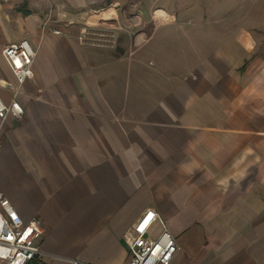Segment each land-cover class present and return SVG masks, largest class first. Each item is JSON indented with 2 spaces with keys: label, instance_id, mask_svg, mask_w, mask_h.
Masks as SVG:
<instances>
[{
  "label": "crops",
  "instance_id": "obj_1",
  "mask_svg": "<svg viewBox=\"0 0 264 264\" xmlns=\"http://www.w3.org/2000/svg\"><path fill=\"white\" fill-rule=\"evenodd\" d=\"M185 3L194 22L164 0H0V98L23 110L0 120V192L40 223L43 264H127L146 209L170 264H264V0ZM21 39L19 86L1 51Z\"/></svg>",
  "mask_w": 264,
  "mask_h": 264
},
{
  "label": "built area",
  "instance_id": "obj_2",
  "mask_svg": "<svg viewBox=\"0 0 264 264\" xmlns=\"http://www.w3.org/2000/svg\"><path fill=\"white\" fill-rule=\"evenodd\" d=\"M54 35L60 32L52 31ZM1 56L19 86L33 78L35 51L26 39L5 46ZM12 114L21 121L23 110L15 98L5 103L0 98V120ZM159 227L155 238L150 235ZM42 227L37 219L22 221L10 201L0 192V264H43L38 241ZM127 264H170L177 244L164 219L154 210L146 209L124 233ZM71 264H82L72 262Z\"/></svg>",
  "mask_w": 264,
  "mask_h": 264
},
{
  "label": "rangeland",
  "instance_id": "obj_3",
  "mask_svg": "<svg viewBox=\"0 0 264 264\" xmlns=\"http://www.w3.org/2000/svg\"><path fill=\"white\" fill-rule=\"evenodd\" d=\"M163 1V0H162ZM166 1V5H169L170 9H164V12L167 14V17H170L172 19H178V20H182L184 22H186L187 20L190 19V21L194 22V17L192 16L191 13H189L188 11H185L184 8L187 7L184 6L185 2H188L189 0H176L179 4V6L176 8V9H173L174 6H173V0H164ZM203 1V0H202ZM242 0H224V5L227 6L228 8H230V11H233L234 8L241 2ZM248 0H244V2H247ZM255 2H257V0H255ZM182 3H185V4H182ZM182 7V8H180ZM228 14H231V13H228ZM167 28V27H166ZM166 28H159V29H155L157 34H161V33H167L170 29H167L166 31H164ZM74 33H77L78 34V31H75ZM100 34V35H99ZM121 35L119 34V32L116 30V32L114 30H111L110 28H105V27H97V26H91L88 28H86L83 33L81 35L85 36L84 40L86 41H91L92 39H98V41H94L96 44H102L105 48H111V47H115L117 49H115V51L118 50V43H114L115 39L118 38V36H115V35ZM81 39V37L79 38ZM100 39V40H99ZM120 39H124L123 37H119V40ZM85 41V42H86ZM93 41V40H92ZM91 41V42H92ZM120 54V50L118 51ZM79 243V239L77 237L74 238L73 240V248L77 247ZM64 249L66 250H71L67 247H64Z\"/></svg>",
  "mask_w": 264,
  "mask_h": 264
}]
</instances>
